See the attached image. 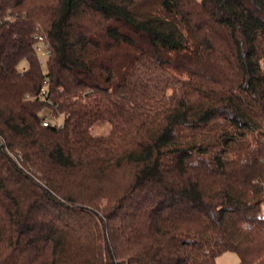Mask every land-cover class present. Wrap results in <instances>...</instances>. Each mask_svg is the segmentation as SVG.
Segmentation results:
<instances>
[{"label":"trees","instance_id":"obj_1","mask_svg":"<svg viewBox=\"0 0 264 264\" xmlns=\"http://www.w3.org/2000/svg\"><path fill=\"white\" fill-rule=\"evenodd\" d=\"M227 252L264 264V0H0V264Z\"/></svg>","mask_w":264,"mask_h":264},{"label":"rangeland","instance_id":"obj_2","mask_svg":"<svg viewBox=\"0 0 264 264\" xmlns=\"http://www.w3.org/2000/svg\"><path fill=\"white\" fill-rule=\"evenodd\" d=\"M59 123L62 122V119L58 120ZM109 128H100L96 129V133L98 134H107ZM217 264H240V258L235 252H227L217 258Z\"/></svg>","mask_w":264,"mask_h":264},{"label":"built area","instance_id":"obj_3","mask_svg":"<svg viewBox=\"0 0 264 264\" xmlns=\"http://www.w3.org/2000/svg\"><path fill=\"white\" fill-rule=\"evenodd\" d=\"M35 49L37 53L39 54L40 62L44 65L50 55V51L48 48V44L45 42L43 37L39 38V42L37 43ZM45 101H48V100L46 99ZM49 122H50L49 119H46V121L44 122V125L47 126Z\"/></svg>","mask_w":264,"mask_h":264}]
</instances>
